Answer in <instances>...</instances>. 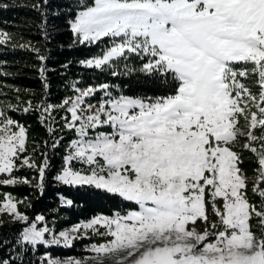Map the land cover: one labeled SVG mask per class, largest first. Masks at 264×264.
<instances>
[{
	"label": "snow or ice",
	"instance_id": "1",
	"mask_svg": "<svg viewBox=\"0 0 264 264\" xmlns=\"http://www.w3.org/2000/svg\"><path fill=\"white\" fill-rule=\"evenodd\" d=\"M73 4L67 47L90 54L59 70L49 69L46 44L18 43L0 29V57L34 54L42 84L39 95L0 84V96L15 101L0 100V189H29L23 197L0 191V215L18 226L14 240L0 237V250L11 245L0 264H264V0ZM31 9L50 42L49 0ZM7 63L0 58V77L16 75ZM74 63L87 80L66 81L69 94L53 103L49 72L66 76ZM133 79L159 94H129ZM29 117L47 133L43 147L30 141ZM49 185L58 201L51 218L30 216V196ZM61 189L119 207L61 226L69 219L62 209L83 207ZM77 244L81 256L53 255Z\"/></svg>",
	"mask_w": 264,
	"mask_h": 264
},
{
	"label": "trees",
	"instance_id": "2",
	"mask_svg": "<svg viewBox=\"0 0 264 264\" xmlns=\"http://www.w3.org/2000/svg\"><path fill=\"white\" fill-rule=\"evenodd\" d=\"M42 0H0V3H8L13 5L6 11H0V29L15 34V40L18 43H25L31 41L37 47L43 48L45 44L51 52V56L48 62L49 69H58L61 64L68 60L76 61L82 59L90 54L89 50L84 47L68 49L67 45L71 42V33L67 30L66 18L67 9L70 4L74 7L73 0H49V16H48V32L50 34V42L44 41L40 32L39 25L41 23V17L39 13L31 9V5L41 3ZM60 11L59 16H54L52 13ZM60 45H64V49H60ZM6 60L7 66L5 71L15 73V76L7 78L0 77V84L12 85L19 88H27L33 90L37 95L42 92V84L38 77L36 68L39 67V62L35 58V55L30 52H24L17 50L16 52H4L3 56L0 57ZM35 66V67H33ZM79 75H84L87 80V74H82L81 70L75 65L70 68L66 76L60 75L59 71L49 72V81L51 84V96L50 99L53 103L59 102L65 95L69 94L65 89L66 81H71ZM3 91L8 92L7 88ZM136 93H147V94H159L158 89L149 82L137 84L133 79L131 84V90L129 94ZM25 99L27 97L25 96ZM0 100L14 101V96L9 92L7 96H0ZM15 118L19 119L21 114H14ZM22 122L31 125L29 131V138L40 142L43 147V141L47 139L46 131L39 126L35 118L29 117L24 119ZM63 149L60 150V156H62ZM244 164L242 167L245 169L248 176L254 174L255 165L248 159L251 153L244 151ZM59 156L56 158L54 163L59 165ZM23 175L24 173H20ZM51 175V173H50ZM249 188H251L249 186ZM4 190L11 191L13 195L17 197H23L29 195V189L27 187H19L16 189L3 188ZM65 195L82 204V208H75L70 211L61 210V215L68 217L66 221H60V225L65 223H73L78 219L89 217L94 213H105L110 214L114 208L119 207L117 200L108 199L102 196H85L83 194H77L72 191L61 189ZM57 189L49 185L45 192V195L39 199L36 198L35 194L30 196L33 204V208L28 211L29 215L36 213H44L49 215L50 210L57 207L58 201L56 197ZM250 199L255 200L256 198L250 193ZM23 211V208H21ZM6 218V217H5ZM3 227H0V237H6L10 241L14 240V235L18 230V226H13L10 223V217L6 220L0 221ZM253 228L259 231V225L255 218L251 222ZM11 245L0 250V255H7ZM41 252L44 250L41 249ZM81 253L76 247L72 249H53V255L57 256H73Z\"/></svg>",
	"mask_w": 264,
	"mask_h": 264
},
{
	"label": "rangeland",
	"instance_id": "3",
	"mask_svg": "<svg viewBox=\"0 0 264 264\" xmlns=\"http://www.w3.org/2000/svg\"><path fill=\"white\" fill-rule=\"evenodd\" d=\"M241 143H243V141H241ZM248 177H249L250 180L254 179L255 173L250 175V176H248ZM249 186L251 187V184ZM0 191H8V190L0 189ZM30 216H33V215H30ZM7 218H9V216L7 214L0 215V221L6 220ZM75 247L77 249H79L81 251V253H78V254L73 255V256H81L83 254V244H77ZM61 257H68V256H61Z\"/></svg>",
	"mask_w": 264,
	"mask_h": 264
}]
</instances>
